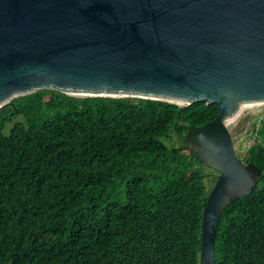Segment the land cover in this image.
Listing matches in <instances>:
<instances>
[{
    "label": "trees",
    "instance_id": "1",
    "mask_svg": "<svg viewBox=\"0 0 264 264\" xmlns=\"http://www.w3.org/2000/svg\"><path fill=\"white\" fill-rule=\"evenodd\" d=\"M218 113L204 101L48 89L13 98L0 109V264H200L212 167L184 134ZM254 120L253 143L236 154L261 172L222 211L215 264H264V113Z\"/></svg>",
    "mask_w": 264,
    "mask_h": 264
},
{
    "label": "water",
    "instance_id": "2",
    "mask_svg": "<svg viewBox=\"0 0 264 264\" xmlns=\"http://www.w3.org/2000/svg\"><path fill=\"white\" fill-rule=\"evenodd\" d=\"M43 89L218 106L184 134L219 171L199 253L200 264H215L220 215L261 172L236 154L228 126L264 103V0H0V109Z\"/></svg>",
    "mask_w": 264,
    "mask_h": 264
},
{
    "label": "rangeland",
    "instance_id": "3",
    "mask_svg": "<svg viewBox=\"0 0 264 264\" xmlns=\"http://www.w3.org/2000/svg\"><path fill=\"white\" fill-rule=\"evenodd\" d=\"M131 98V97H128ZM264 113V105L259 106H249L243 107L237 118L236 121L230 124L228 127L230 129V133L232 136V141L235 147V151L237 153H242L244 150V146L247 144H252L253 142V131L255 125V117L262 116ZM18 116L13 117L9 122L6 123V127L3 130L5 134H8L10 127L13 125L14 122L18 120ZM168 144H175L179 145L180 140L173 136L172 139L166 141ZM206 171L208 172L209 176L205 178V185L207 190L210 192L211 188L213 187V183L215 181L218 172L216 169L206 167Z\"/></svg>",
    "mask_w": 264,
    "mask_h": 264
},
{
    "label": "bare ground",
    "instance_id": "4",
    "mask_svg": "<svg viewBox=\"0 0 264 264\" xmlns=\"http://www.w3.org/2000/svg\"><path fill=\"white\" fill-rule=\"evenodd\" d=\"M259 105H261V106H262V105H264V103L251 104V105L249 104V105H247V106H244V107H249V106H259Z\"/></svg>",
    "mask_w": 264,
    "mask_h": 264
},
{
    "label": "built area",
    "instance_id": "5",
    "mask_svg": "<svg viewBox=\"0 0 264 264\" xmlns=\"http://www.w3.org/2000/svg\"><path fill=\"white\" fill-rule=\"evenodd\" d=\"M250 146V144H247L246 146H244V148H247V147H249Z\"/></svg>",
    "mask_w": 264,
    "mask_h": 264
},
{
    "label": "clouds",
    "instance_id": "6",
    "mask_svg": "<svg viewBox=\"0 0 264 264\" xmlns=\"http://www.w3.org/2000/svg\"><path fill=\"white\" fill-rule=\"evenodd\" d=\"M253 143V142H252ZM251 145V144H250ZM218 174H219V172H218Z\"/></svg>",
    "mask_w": 264,
    "mask_h": 264
},
{
    "label": "flooded vegetation",
    "instance_id": "7",
    "mask_svg": "<svg viewBox=\"0 0 264 264\" xmlns=\"http://www.w3.org/2000/svg\"><path fill=\"white\" fill-rule=\"evenodd\" d=\"M237 153V152H236Z\"/></svg>",
    "mask_w": 264,
    "mask_h": 264
}]
</instances>
